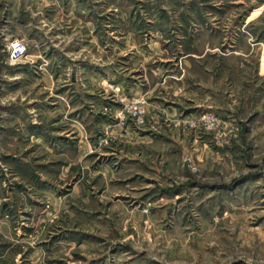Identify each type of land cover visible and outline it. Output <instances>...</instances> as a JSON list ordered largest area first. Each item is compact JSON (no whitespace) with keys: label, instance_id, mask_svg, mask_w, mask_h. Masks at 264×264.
I'll list each match as a JSON object with an SVG mask.
<instances>
[{"label":"rangeland","instance_id":"1","mask_svg":"<svg viewBox=\"0 0 264 264\" xmlns=\"http://www.w3.org/2000/svg\"><path fill=\"white\" fill-rule=\"evenodd\" d=\"M0 264H264V0H0Z\"/></svg>","mask_w":264,"mask_h":264},{"label":"built area","instance_id":"2","mask_svg":"<svg viewBox=\"0 0 264 264\" xmlns=\"http://www.w3.org/2000/svg\"><path fill=\"white\" fill-rule=\"evenodd\" d=\"M26 45L21 41H16L12 43L10 47V59L18 61L22 59L26 53Z\"/></svg>","mask_w":264,"mask_h":264}]
</instances>
